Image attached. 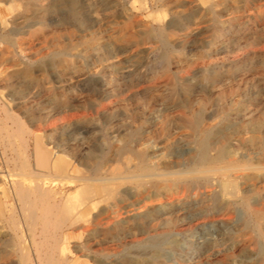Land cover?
I'll list each match as a JSON object with an SVG mask.
<instances>
[{
	"label": "rangeland",
	"instance_id": "obj_1",
	"mask_svg": "<svg viewBox=\"0 0 264 264\" xmlns=\"http://www.w3.org/2000/svg\"><path fill=\"white\" fill-rule=\"evenodd\" d=\"M198 107L234 170L185 172L194 134L179 122ZM2 125L0 170L40 146L76 174L100 158L107 175L129 174L91 210L106 208L89 257L69 264H264V0H0ZM124 145L157 174L129 177ZM9 232L1 221L0 264H18Z\"/></svg>",
	"mask_w": 264,
	"mask_h": 264
},
{
	"label": "bare ground",
	"instance_id": "obj_2",
	"mask_svg": "<svg viewBox=\"0 0 264 264\" xmlns=\"http://www.w3.org/2000/svg\"><path fill=\"white\" fill-rule=\"evenodd\" d=\"M159 28L162 29L160 34L163 35L166 28ZM7 117L9 118V116ZM203 119L202 108L198 107L184 114L179 122L180 126L190 128L194 134V152L186 158L185 172L227 171L232 168L234 170L233 159H228L230 151L224 143L225 137L216 140L214 130L209 126H205ZM7 127L5 125L0 126V132L7 130ZM7 136L6 133L5 138ZM10 142L8 143L11 145ZM118 154L128 164L131 162V157L136 158L137 162L130 164L128 168L126 167L125 172H130L131 176L129 177L136 178L138 183L140 179L145 177L147 179L148 176L157 174V164L150 161L151 156L147 151L139 149L133 151L127 145H124L123 148L119 149ZM23 155L22 157L18 156L16 159H6L5 169L0 170V182H8L9 184L6 190L2 191V194L10 199L9 204H6L5 213L0 211V222H4L10 229L7 235L9 237L6 240L10 241L13 246V256L18 260V264H69L68 253H74L76 259L88 258L89 254L86 253V250H90L89 240L94 235L95 227L102 224L103 220L100 216L106 208L101 206L94 213L91 210L92 208L96 209L99 203L109 204L116 200L121 194L120 187L124 180H128L125 178L129 174L123 176L116 169L113 171L114 175H107L101 170L105 163L104 158L91 159L88 172L86 174H76V165L64 160L61 154L56 151L53 152L40 146L34 147L32 159ZM168 172L172 171L169 170ZM170 181L176 183L177 178H172ZM148 183L158 184L157 181H148ZM65 184L71 185L73 189L63 190L62 186ZM185 205V203L177 202V208H184ZM149 212L148 209H145L143 215ZM130 216L128 215V218ZM124 219V217L116 219L111 226L112 232L110 231L109 234L116 236ZM75 234L80 238L85 234L87 238L81 244L71 243L73 242L71 239Z\"/></svg>",
	"mask_w": 264,
	"mask_h": 264
}]
</instances>
